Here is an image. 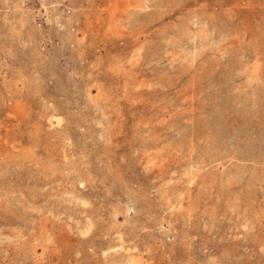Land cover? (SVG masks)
I'll return each instance as SVG.
<instances>
[{
  "label": "rangeland",
  "instance_id": "rangeland-1",
  "mask_svg": "<svg viewBox=\"0 0 264 264\" xmlns=\"http://www.w3.org/2000/svg\"><path fill=\"white\" fill-rule=\"evenodd\" d=\"M0 264H264V0H0Z\"/></svg>",
  "mask_w": 264,
  "mask_h": 264
},
{
  "label": "bare ground",
  "instance_id": "bare-ground-1",
  "mask_svg": "<svg viewBox=\"0 0 264 264\" xmlns=\"http://www.w3.org/2000/svg\"><path fill=\"white\" fill-rule=\"evenodd\" d=\"M59 121V120H58ZM58 123V122H57Z\"/></svg>",
  "mask_w": 264,
  "mask_h": 264
}]
</instances>
